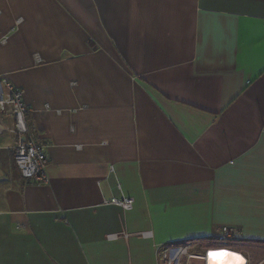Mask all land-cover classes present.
Instances as JSON below:
<instances>
[{
    "label": "crops",
    "instance_id": "1",
    "mask_svg": "<svg viewBox=\"0 0 264 264\" xmlns=\"http://www.w3.org/2000/svg\"><path fill=\"white\" fill-rule=\"evenodd\" d=\"M3 34L48 182L0 132V264H161L222 225L264 258V0H0Z\"/></svg>",
    "mask_w": 264,
    "mask_h": 264
},
{
    "label": "built area",
    "instance_id": "2",
    "mask_svg": "<svg viewBox=\"0 0 264 264\" xmlns=\"http://www.w3.org/2000/svg\"><path fill=\"white\" fill-rule=\"evenodd\" d=\"M7 39L5 34L0 35V42ZM29 108L23 97V89L11 85L4 74L0 73V132L9 131L16 135V143L13 148V161L20 176L26 183H47L46 175L47 155L44 148L37 143L26 120ZM9 113L12 117V126L5 128L2 123V115ZM110 202L125 210L131 207V198H111ZM143 237H150V231L140 233ZM117 235L110 234L107 238L113 239ZM242 240L240 231L236 227L222 225L212 242L196 250L192 242L179 244L155 245V252L161 264H208L210 252L227 251L240 257L244 264H264V258L253 262L252 259L237 244ZM236 259V260H240Z\"/></svg>",
    "mask_w": 264,
    "mask_h": 264
},
{
    "label": "bare ground",
    "instance_id": "3",
    "mask_svg": "<svg viewBox=\"0 0 264 264\" xmlns=\"http://www.w3.org/2000/svg\"><path fill=\"white\" fill-rule=\"evenodd\" d=\"M217 253H229L227 251H220ZM231 254V253H230ZM235 255H218L210 257L208 254V264H244L242 259L236 260Z\"/></svg>",
    "mask_w": 264,
    "mask_h": 264
},
{
    "label": "snow or ice",
    "instance_id": "4",
    "mask_svg": "<svg viewBox=\"0 0 264 264\" xmlns=\"http://www.w3.org/2000/svg\"><path fill=\"white\" fill-rule=\"evenodd\" d=\"M218 255H234V254H230V253H217V252H210L209 256L210 257H214V256H218ZM236 259H240V257H236Z\"/></svg>",
    "mask_w": 264,
    "mask_h": 264
},
{
    "label": "trees",
    "instance_id": "5",
    "mask_svg": "<svg viewBox=\"0 0 264 264\" xmlns=\"http://www.w3.org/2000/svg\"><path fill=\"white\" fill-rule=\"evenodd\" d=\"M13 163H14V161H13ZM14 166H15V168L17 169V167H16V165H15V163H14ZM18 170V169H17ZM207 240H213V238H210V239H207ZM240 242H245V241H243V240H241Z\"/></svg>",
    "mask_w": 264,
    "mask_h": 264
}]
</instances>
